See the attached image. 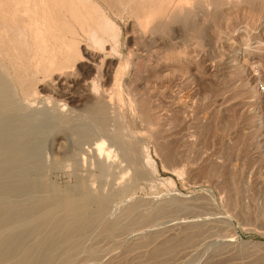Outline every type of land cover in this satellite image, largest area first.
<instances>
[{
    "label": "bare ground",
    "instance_id": "6f19581e",
    "mask_svg": "<svg viewBox=\"0 0 264 264\" xmlns=\"http://www.w3.org/2000/svg\"><path fill=\"white\" fill-rule=\"evenodd\" d=\"M118 1L0 0V264H51L56 249L65 251L68 246L73 247L74 250L78 248L76 237L87 233L86 230L91 225L103 223L106 218L105 214L110 211L108 209H110L109 203L111 204L112 194L106 195L101 192L102 185L101 191H99L100 189L94 191L95 189L89 183L86 184L82 181L84 174L80 172H77L75 176H80V183L74 184L75 189L70 190L71 193L64 190L66 193L58 191L56 195L49 196L48 193L46 194L48 196L45 194V197L40 196L41 192H46V186H48L43 183L44 179L41 178V180L39 177L46 169L44 158L49 141H51L49 146L58 145L57 150L62 144L64 146L66 139L67 143L71 141L75 145L79 144L76 149L78 147L82 149V144L91 143V140L98 135L99 130L104 138L107 136L110 138L108 140L115 141L120 154L119 159L116 160L113 157L116 154L106 149L111 144L104 147L105 140L101 139L100 142H95L96 147L92 146L96 151H94L96 154L94 156L97 169L100 172L97 182L105 183L115 169H119L122 173H126L128 169L131 170L128 181L122 176L121 181L115 183L116 189L113 191L115 194L134 192L139 183L151 175L149 172H153L154 166L150 154L136 131L130 128L131 124L129 125L127 121L129 120L127 115L128 113L135 115L147 126L151 139H155L156 144H161L160 135L164 129L163 127H161L162 130L160 129V126H163L162 122L160 123L162 118L160 119L157 115L158 112H155L156 109L153 110L151 107L152 101L150 102L149 99L152 98V94L150 90H147L149 95L151 94L148 96L146 89H151L147 86L149 85L148 81H151L150 75H159L160 73L157 71L162 72L161 70L165 69L164 66L174 62L170 61V58L188 59L189 52H186L185 42L177 44L175 40V42L171 41L172 38L166 39V34L174 22L179 21L185 28L188 26L195 38L198 37L206 44V40L209 43L228 40L227 32L225 33L223 30L224 27L221 29L220 24L223 23L224 18L228 19L231 14H235L241 9L242 11L247 10L245 16L248 13L249 17L264 14V0H120V6L124 7V11L125 6L128 7L130 18L132 17L128 19L126 25L129 37L127 41L130 46L129 54L125 57L122 52L123 44L120 34H117L118 37L115 34V29L118 27L110 17L111 12L117 16L124 14H122ZM199 18L212 19L213 27L209 26L210 28L203 29L207 20L202 21L205 22L203 24ZM245 20L247 21L243 27L248 29L249 18H245ZM253 25L255 24L253 23ZM240 28L241 26L238 30ZM209 31L212 32V35L217 34L216 40L215 36L207 37ZM201 33L202 35L206 34V38H203ZM228 33L230 35V32ZM193 35H190V39L193 38ZM187 38L189 39V37ZM188 39L185 38V41ZM241 41V44H245V46L238 47V50L233 53V58L222 57L219 58L220 60L217 59L218 63L221 60L225 64L234 63L240 53L252 52L250 43L246 39H241ZM202 42L201 45L204 44ZM214 45L216 46V44ZM209 52H211V48ZM166 71H169L166 75L170 74L168 76H172L171 78L182 77L179 70L177 72L175 68H169ZM182 75L185 74L182 72ZM149 76L150 78H148ZM163 76L165 75L163 74ZM174 82H178V80ZM261 88L260 85H257L252 87L250 92L259 94V91L262 90L264 93V89ZM40 97L44 98V102L46 101L45 107L42 105L44 103L41 104L42 107L38 106ZM80 111L86 113L87 116L84 117L96 126L92 127V124L81 123V118L78 119L79 123L76 122L74 118L81 114ZM110 125L114 129L110 128ZM96 127L98 131L95 130L97 134H94L93 130ZM70 145L66 146L71 148L73 144ZM69 148L65 147L63 151L66 152L64 155L67 156V159L71 155ZM81 151L87 153L84 148ZM64 155L62 156L64 157ZM73 155L74 157L71 156V158L78 159L77 150ZM59 156L58 158L56 156L55 159L60 160ZM62 156L60 158H63ZM77 161L73 162L76 167ZM78 162L80 163V160ZM92 167L94 168V166ZM72 173L70 172V174ZM234 176L230 173L229 181L234 185H240L243 178L237 176V180ZM242 176L244 177L243 174ZM243 181L245 182L244 179ZM113 183L114 181L111 184ZM50 185L47 189L50 188ZM25 194L29 195L26 200L25 198H23L24 201L18 199L19 195ZM163 203L157 204L156 212L153 209L152 218L155 215L156 217L160 214L162 216L170 210L166 211L167 205L165 206ZM139 206L141 205L134 204L126 207V211L123 210L125 217H115L114 221H107L110 218L105 220L107 222L104 223V232L114 233V235L115 232H118V235L121 234L122 227H127L126 223H132L129 216L135 217V213L141 209ZM143 211L140 210L139 215L151 218L147 211L146 213ZM126 218L128 219L122 223ZM135 219L137 221L136 217L133 218V221ZM139 221L141 220L139 219ZM102 223L100 224L102 225ZM123 232L125 231L123 230ZM182 232L184 231L182 230ZM83 236L85 237L86 234ZM28 240L32 241L31 245H26ZM179 241L181 240L179 239ZM79 243L81 242L79 241ZM168 249L166 250L168 251ZM160 250L157 253H160Z\"/></svg>",
    "mask_w": 264,
    "mask_h": 264
},
{
    "label": "rangeland",
    "instance_id": "374dc122",
    "mask_svg": "<svg viewBox=\"0 0 264 264\" xmlns=\"http://www.w3.org/2000/svg\"><path fill=\"white\" fill-rule=\"evenodd\" d=\"M119 1L118 5L120 6ZM120 9L122 14L124 13L123 15L121 14L122 16H117L111 12L110 17L118 27V29H115V34H120L123 44L122 52L126 57L129 54L130 46L127 41L129 37L126 25L128 19L132 17L130 18L128 7L125 6L126 12L122 5ZM243 11L245 12L242 13ZM243 11L241 9L239 12L231 14L228 19L224 18L223 23L221 22V29L224 27L223 30L225 33L227 32L226 38H228L224 42L209 43L206 40L205 44L198 37L195 38L188 26L185 28L179 21L174 22L170 26L169 30L171 33L169 31L166 34V39L168 40V37L172 38L171 41H176L175 43L177 44H184L185 42L186 52H189L188 59L185 60L183 57L170 58V61L174 62H170L166 66L167 68H175L177 72L179 70L181 78L174 79V77L171 78L172 76L169 77L170 74H168L169 76L166 75L169 72L166 70H169V68L167 69L164 66L166 70L157 71L160 74H152L154 77L150 75L151 81L147 83L149 84L147 85L148 88L151 87V89H146V91L150 90L152 94V96L151 94L149 95V91H147L148 96L152 97H149L150 102L152 101L150 105L153 110H157L155 112H158L159 118H162L160 123L162 122L163 126H160V129H165L162 132L160 130L161 144H156L155 139H151L147 126L135 115L131 113L127 115V119L129 118L127 121L129 125L131 124L130 128L136 131L139 139L145 143L154 166L153 172H149L151 175L146 178L147 181L146 179L141 181L134 192L126 194H115L113 192L116 189L115 183L121 181L122 176L123 179H127L126 181L129 180L130 169L126 173L120 172L119 169L112 171L113 173L115 172L116 178L113 173L109 175L108 180L105 181V183L107 182L106 186L104 185L105 183L97 182L99 180L97 176L100 172L96 166V151L92 147H96L95 142H100L99 140L101 139L105 140V148L110 143L112 146L108 147L111 148L107 147L106 149L116 154L113 156L114 160L119 159L120 155L116 142L112 139L108 140L110 138L107 136L104 138L101 131L97 130V127L96 129L94 128L93 132L97 134L96 131H98L99 137L98 135L95 136L96 138H93L94 141L91 140L93 143L82 144V149L84 148L87 153L81 151L82 149L79 147L76 149L79 144L75 145L71 141L67 143V139V144L64 143V146L63 144L60 146L61 150L60 148L57 150V144L49 146L51 144V141H49L44 158L46 169L39 177V179H44L43 183L48 186H46L47 193L43 191L40 193L41 195L39 194L41 197H45L48 193L49 196L56 195L58 191H66L67 193L70 190L73 191L75 189L74 184L80 183V176L75 177L77 172L84 174L82 175V181L86 184L89 183L95 189H93L94 191H98V189L101 191L103 186L101 192L106 195L110 193L113 196L111 197L112 201L110 200L111 204L109 203L110 209L108 211H110L105 214L106 218L103 223L100 222L102 225L100 223L94 226L91 225L88 228L89 230H86L88 234L85 233V237L83 236L85 234L76 237V241H78L76 243L78 248L74 245L76 251L71 246L73 250L69 246L65 251L56 249L55 257L51 264H264V93L262 90L259 91V94L258 92L253 94L250 92V89L257 85L264 89V14L257 17H249L248 13L245 16L247 10ZM199 13L202 12L199 11ZM245 18L251 19L247 23L248 26L250 25L248 29L243 27L245 21H247ZM199 20L203 24L205 23L202 22L204 20L211 23L209 25L206 21L204 26L202 24L203 29H208L210 28L209 26L213 25L210 18L209 20L199 18ZM239 26H241L240 30H238ZM116 30H118L117 33ZM228 32H230V35ZM190 35H193V38L191 37L190 39ZM208 36H215V40L217 38V34L214 33L212 35L210 31L207 34ZM187 37H189L190 41H188ZM202 37L206 38V34H203ZM248 37L249 39H247ZM185 38L188 40L185 41ZM194 38L198 39L199 42ZM241 39H246L250 43L252 52L240 53L237 60L233 61L234 63L225 64V62L222 63V60L218 63L219 58H233V53L238 50L237 48L245 46V44H241ZM201 42L204 44L201 45ZM238 42L239 45H237ZM207 47L209 48L207 49ZM187 48L190 49L188 50ZM210 48L211 52H209ZM190 55L193 56L191 57ZM217 59L219 60L217 61ZM182 72L185 75H182ZM177 80L179 83L174 82ZM152 89L154 90L152 91ZM38 102L40 103L38 104V106L40 105L39 107H42V103H44L42 104L44 107L47 105L43 97H40ZM81 114L74 118L76 122L79 123L78 119L81 118V123L92 124L84 117L87 116L85 115L86 113L81 112ZM133 116L136 118L134 119ZM93 124L91 125L92 127L96 126ZM111 125L109 127L114 129L113 125ZM95 139L97 140L95 141ZM66 145H70L72 149L75 147L77 150V154L80 157L78 159L75 157L76 160H80V163L77 161V167L74 164L75 158H71V156L74 157L73 154L76 150L73 149L75 150L73 151ZM89 145L91 147H88ZM65 147H68L73 153L69 150L71 155L67 154L69 156L68 159L64 155L66 152H63ZM91 148L93 151H90L92 150ZM163 151L168 152L164 153ZM56 156L57 158L59 156L61 161L56 160ZM61 156L63 158H60ZM90 156L93 157L91 158ZM69 158H71L70 161ZM70 172L73 173L70 174ZM228 172L229 174H227ZM230 173L233 176L236 174L238 178H243L245 180L244 182L241 179L243 185L241 182L240 185L232 184L229 181ZM110 176H112L111 180L109 179ZM237 176L234 177L238 180ZM112 178L113 184H111L113 182ZM49 185L50 188L47 191ZM28 196L27 194L19 195L20 198L18 197V199L24 201L23 198L26 200ZM169 202L170 204H168ZM160 203L167 205L166 211L170 210L165 214L162 213V216L160 214V217L153 216V219L151 212H153V209L156 212L157 204ZM134 204L141 205L139 206L140 210L143 211L145 209L143 213L147 211L152 219L139 215L140 210L138 209L135 213L136 215L133 214L138 222L136 219L133 221L135 217L130 215L132 223H126L129 221L125 222L127 227H122L121 232L123 234L120 231L119 233L121 234L119 235L118 232H115V235L114 233L104 232V223L116 220L115 217H125L126 207L128 208ZM128 218L123 219L122 223ZM28 242L26 245H31L32 241L28 240ZM163 246L167 247L164 248ZM158 248L161 249L160 253H157L159 252Z\"/></svg>",
    "mask_w": 264,
    "mask_h": 264
}]
</instances>
